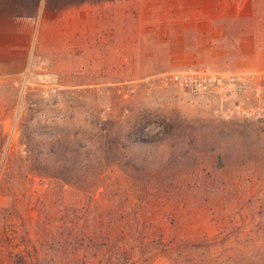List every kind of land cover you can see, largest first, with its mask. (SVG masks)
<instances>
[{"label":"rangeland","instance_id":"374dc122","mask_svg":"<svg viewBox=\"0 0 264 264\" xmlns=\"http://www.w3.org/2000/svg\"><path fill=\"white\" fill-rule=\"evenodd\" d=\"M68 1L0 0V264H264V125L236 116L227 95H189L168 79L205 71L255 84L264 0H240L234 43L165 22L175 0H106L125 22L110 15L105 30L126 39L108 70L76 61ZM103 120L170 128L125 149L122 170L72 178L54 156L86 151Z\"/></svg>","mask_w":264,"mask_h":264},{"label":"crops","instance_id":"0c3cea01","mask_svg":"<svg viewBox=\"0 0 264 264\" xmlns=\"http://www.w3.org/2000/svg\"><path fill=\"white\" fill-rule=\"evenodd\" d=\"M185 2L163 6L165 12V22L171 23L176 29L193 30L199 35H205L210 39L205 43L225 42L234 43L231 33L236 30L235 22L238 19V12L243 10L240 7V0H182ZM246 1V0H244ZM117 4L110 5L107 1L99 3H82L69 7L66 12H61L60 16L67 17L69 22L68 35L71 43L75 45V50L84 53L85 57L76 58L81 67L93 70L97 67H104L108 70L110 62L119 60V53L112 52V44H117L116 50H124L126 39L124 36H112L108 34L107 22L112 16L117 25L124 27L125 15L123 7ZM240 2V3H239ZM244 3V2H243ZM110 6L114 8L110 9ZM232 22V23H231ZM106 33H103V30ZM177 29V30H178ZM229 38L228 40H214L218 37ZM94 45H98L94 47ZM121 46V48L118 47ZM100 52L101 56L94 60L93 53ZM111 53V54H110ZM85 62L83 64V62ZM100 61L99 65L96 63Z\"/></svg>","mask_w":264,"mask_h":264},{"label":"trees","instance_id":"16d2710c","mask_svg":"<svg viewBox=\"0 0 264 264\" xmlns=\"http://www.w3.org/2000/svg\"><path fill=\"white\" fill-rule=\"evenodd\" d=\"M100 1L106 0H71L65 4L79 5L87 2L94 3ZM148 124L149 123L147 122L141 123L140 121H132L131 123L129 122L127 127L124 129L122 127L113 129L112 121L103 120L96 129V135L90 140V143H88V149L86 151L81 152L80 150H77L71 152L68 156L62 154L61 156L56 157L55 155L54 157L60 161L61 158H63L62 161L69 165V168L67 169L72 172V178H92V181L96 182L98 180V176L100 175L98 172L102 170L103 167L115 165L122 170L124 161H127L128 159L127 155L124 153L125 149L128 147H142L165 140L163 134H166L165 131L168 132L170 128L169 124L160 122V125L158 126H161L162 128L164 127L165 129L163 128L162 131H156L155 133H151L147 130ZM115 125H117V122ZM82 146H85V144H82ZM128 174L132 176L134 171H128ZM154 174L158 177L161 175V171H155ZM56 178L63 184H73V182H70L71 179H67L63 177V175ZM129 237L135 239L133 235L127 234L125 235L123 242H128ZM113 238V235L108 237L109 240H113ZM133 239L131 241H134ZM128 244L129 242L124 245V248L127 247ZM124 248H122V250ZM122 252L127 253L128 251L124 250ZM132 252H130V255ZM161 254L170 258H173L174 256L176 262H179V259L177 261V258L179 257H176L174 251L166 250L165 252H161ZM110 257L114 258L111 254Z\"/></svg>","mask_w":264,"mask_h":264},{"label":"built area","instance_id":"2783aa9c","mask_svg":"<svg viewBox=\"0 0 264 264\" xmlns=\"http://www.w3.org/2000/svg\"><path fill=\"white\" fill-rule=\"evenodd\" d=\"M258 76L253 85L241 74L222 72H173L168 79L189 95L212 91L227 95L236 116L264 125V70Z\"/></svg>","mask_w":264,"mask_h":264}]
</instances>
